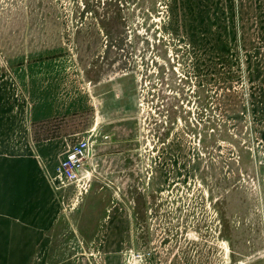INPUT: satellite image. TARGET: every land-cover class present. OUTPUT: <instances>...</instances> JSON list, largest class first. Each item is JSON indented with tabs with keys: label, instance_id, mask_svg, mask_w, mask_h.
<instances>
[{
	"label": "rangeland",
	"instance_id": "1",
	"mask_svg": "<svg viewBox=\"0 0 264 264\" xmlns=\"http://www.w3.org/2000/svg\"><path fill=\"white\" fill-rule=\"evenodd\" d=\"M0 59H63L65 89L128 124L129 233L114 258L70 241L73 264H264V0H0Z\"/></svg>",
	"mask_w": 264,
	"mask_h": 264
},
{
	"label": "crops",
	"instance_id": "2",
	"mask_svg": "<svg viewBox=\"0 0 264 264\" xmlns=\"http://www.w3.org/2000/svg\"><path fill=\"white\" fill-rule=\"evenodd\" d=\"M62 60L7 68L0 59V264H73V240L77 252L81 242L104 243L114 258V243L129 233L131 207L114 203L123 189L114 180L115 155L129 141L128 124L114 127L113 103L105 118L101 102L92 113L86 93L66 90L70 82L55 73ZM92 133L98 144L87 190L56 189L50 178L67 147Z\"/></svg>",
	"mask_w": 264,
	"mask_h": 264
},
{
	"label": "built area",
	"instance_id": "3",
	"mask_svg": "<svg viewBox=\"0 0 264 264\" xmlns=\"http://www.w3.org/2000/svg\"><path fill=\"white\" fill-rule=\"evenodd\" d=\"M96 138L97 135L92 133L67 147L56 175L50 178L56 189L73 185L77 195L87 190L92 178L91 169L94 164ZM151 254L152 251L131 249L126 254L125 264H155L151 261Z\"/></svg>",
	"mask_w": 264,
	"mask_h": 264
},
{
	"label": "flooded vegetation",
	"instance_id": "4",
	"mask_svg": "<svg viewBox=\"0 0 264 264\" xmlns=\"http://www.w3.org/2000/svg\"><path fill=\"white\" fill-rule=\"evenodd\" d=\"M146 175H148V177H146ZM150 176H151L150 171H148L147 174L144 173V178H145V179L150 180Z\"/></svg>",
	"mask_w": 264,
	"mask_h": 264
},
{
	"label": "water",
	"instance_id": "5",
	"mask_svg": "<svg viewBox=\"0 0 264 264\" xmlns=\"http://www.w3.org/2000/svg\"><path fill=\"white\" fill-rule=\"evenodd\" d=\"M95 143H96V144H98V140H97V141H95Z\"/></svg>",
	"mask_w": 264,
	"mask_h": 264
},
{
	"label": "bare ground",
	"instance_id": "6",
	"mask_svg": "<svg viewBox=\"0 0 264 264\" xmlns=\"http://www.w3.org/2000/svg\"><path fill=\"white\" fill-rule=\"evenodd\" d=\"M111 141V140H110ZM100 147V146H99Z\"/></svg>",
	"mask_w": 264,
	"mask_h": 264
}]
</instances>
